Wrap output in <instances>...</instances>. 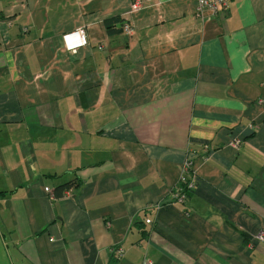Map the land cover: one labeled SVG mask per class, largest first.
I'll use <instances>...</instances> for the list:
<instances>
[{"label": "crops", "instance_id": "0c3cea01", "mask_svg": "<svg viewBox=\"0 0 264 264\" xmlns=\"http://www.w3.org/2000/svg\"><path fill=\"white\" fill-rule=\"evenodd\" d=\"M131 3L0 0V264H264V0Z\"/></svg>", "mask_w": 264, "mask_h": 264}, {"label": "built area", "instance_id": "2783aa9c", "mask_svg": "<svg viewBox=\"0 0 264 264\" xmlns=\"http://www.w3.org/2000/svg\"><path fill=\"white\" fill-rule=\"evenodd\" d=\"M229 2L230 0H197L196 13L199 16L202 15L204 12H210L211 14L216 15L220 12L225 11L228 7ZM141 6H142V0H132L130 8H131V11H137L141 8ZM79 30H81L84 36V43L81 46L77 47L78 40L75 37H73L71 40L67 42L65 40L66 36H68L71 33L76 32V30L68 34H64L62 36V42L67 52L74 53L77 49L87 45V40H86L84 30L83 29H79ZM123 30L127 34L131 33V28L127 24L123 26ZM240 145H241L240 140L235 139L233 141L234 148L238 149ZM190 167H191V162L188 161L184 166V173L181 176L179 186H177L174 189L171 195V199L175 203H178V204L184 203L188 198V194L192 192L196 186V178L188 174ZM258 238L261 240L262 235H260ZM115 253H117V255H121L122 250L118 248L115 250Z\"/></svg>", "mask_w": 264, "mask_h": 264}, {"label": "trees", "instance_id": "16d2710c", "mask_svg": "<svg viewBox=\"0 0 264 264\" xmlns=\"http://www.w3.org/2000/svg\"><path fill=\"white\" fill-rule=\"evenodd\" d=\"M110 30V26L107 27ZM110 32V31H109ZM71 187L70 183H66L60 186L55 187L53 194L55 197L60 198L63 196V193Z\"/></svg>", "mask_w": 264, "mask_h": 264}, {"label": "clouds", "instance_id": "9594fccd", "mask_svg": "<svg viewBox=\"0 0 264 264\" xmlns=\"http://www.w3.org/2000/svg\"><path fill=\"white\" fill-rule=\"evenodd\" d=\"M73 37H75L78 40V46H81L84 43V36L81 32V30L77 29L76 32L69 34L65 37L66 42L71 40Z\"/></svg>", "mask_w": 264, "mask_h": 264}]
</instances>
